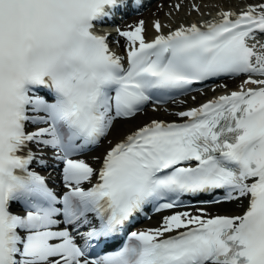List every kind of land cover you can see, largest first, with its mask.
<instances>
[{"label": "snow or ice", "instance_id": "1", "mask_svg": "<svg viewBox=\"0 0 264 264\" xmlns=\"http://www.w3.org/2000/svg\"><path fill=\"white\" fill-rule=\"evenodd\" d=\"M145 3L0 0V264H264V0L113 35Z\"/></svg>", "mask_w": 264, "mask_h": 264}, {"label": "bare ground", "instance_id": "2", "mask_svg": "<svg viewBox=\"0 0 264 264\" xmlns=\"http://www.w3.org/2000/svg\"><path fill=\"white\" fill-rule=\"evenodd\" d=\"M176 2H180L182 3V7H186L190 8L191 7V1L189 0H175ZM198 0H192V3H197ZM224 0H220L219 4L215 6V10H217L218 8H224V9H228L229 8V3L228 1H231L234 3V0H225V2H223ZM205 2V1H204ZM217 3V1H215ZM245 2L247 3H253L252 0H245ZM258 1H255V3H258ZM233 4H231L230 6H232ZM208 7V6H207ZM181 8V9H184ZM205 8V7H204ZM191 9V8H190ZM185 11H179L178 14H175V12L173 13L172 17H177L176 23L179 22H196L199 20H203V19H207L210 18L209 16V12L203 11V8L201 10L202 13H205V15H200V14H195L194 12L190 11L189 13H187ZM172 9L170 6H168V3L166 1H159L156 2L154 4H152V6L145 11L144 13H142L141 18H137V17H133L130 20V24L131 25H135L136 22H138L139 20H143L145 22V27L147 29V35L149 37H151L154 33H153V29H152V24L155 20L159 19L162 23H169L168 19L165 17V13L166 12H171ZM181 13V14H180ZM216 14V13H215ZM211 15V14H210ZM214 16V15H211ZM234 82H236L235 80H233ZM239 84V83H238ZM234 85V84H231ZM196 97L197 101L200 98H205L206 96L202 95L200 97H197V95H192ZM192 96H189L186 100H182L185 101V103H181L182 106H188V105H193L195 103V101H193L191 99ZM171 108V107H170ZM172 108H177V107H172ZM164 110V109H163ZM153 111L152 109H147L146 112L144 114L139 115L135 121L131 122L130 124L126 125L124 128V131H127L129 128H133L135 126H138L144 122H147L150 119L153 118H158V119H167V120H172L175 119L174 116L170 115V113H172L170 110L169 111ZM102 151V149H101ZM89 162H92L91 160H89ZM49 175V174H48ZM54 173H50L49 178L53 177ZM208 208H213L216 210H213L212 213H216V212H239V208L234 205V204H225L222 206H210V207H206ZM195 210V208L193 209V211ZM165 213L162 214H157L156 216L153 217L152 221L147 223L148 227H155L157 225V223L159 222L161 215H163Z\"/></svg>", "mask_w": 264, "mask_h": 264}, {"label": "rangeland", "instance_id": "3", "mask_svg": "<svg viewBox=\"0 0 264 264\" xmlns=\"http://www.w3.org/2000/svg\"><path fill=\"white\" fill-rule=\"evenodd\" d=\"M205 1V2H204ZM215 1H217V3L215 2ZM219 1L220 0H199L198 1V3L199 4H205V5H207L208 6V8H209V6L210 5H218L219 4ZM241 1H243V0H239V1H237L236 0V2H235V4H239ZM255 1V0H254ZM256 1H258V0H256ZM223 2H225V0L223 1ZM207 10V9H206ZM169 13V12H168ZM175 14H178L177 12H175ZM181 14V13H180ZM166 15V14H165ZM166 17V16H165ZM171 17V19H169V18H167L168 19V22H171V21H175L176 22V20H177V17H172V16H170Z\"/></svg>", "mask_w": 264, "mask_h": 264}]
</instances>
